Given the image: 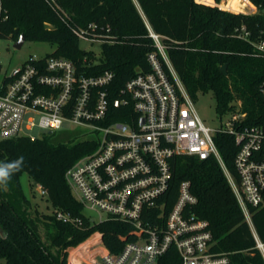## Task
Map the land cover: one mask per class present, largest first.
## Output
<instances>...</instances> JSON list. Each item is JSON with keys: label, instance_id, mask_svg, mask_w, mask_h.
<instances>
[{"label": "trees", "instance_id": "16d2710c", "mask_svg": "<svg viewBox=\"0 0 264 264\" xmlns=\"http://www.w3.org/2000/svg\"><path fill=\"white\" fill-rule=\"evenodd\" d=\"M0 1L7 15L0 21V38L15 41L23 34L25 41L53 43L54 51L45 57L64 56L75 63L79 73L87 75L112 70L116 86L123 85L137 69H149L148 53L158 54L150 35H159L192 99L211 91L220 114L238 109L246 114L244 123L264 122V99L259 92L264 79V57L251 42L236 35V28L245 25L251 31V39L264 37L261 11L232 12L196 0ZM250 1L264 8V0ZM90 23L94 27L87 29ZM85 29L87 35L101 36L100 59L93 52L80 49L75 31ZM95 59L98 62L89 64ZM223 64L225 72L221 70ZM213 139L226 167L234 172L237 146L233 135L216 132ZM95 144L87 131L78 128L41 133L33 138L26 135L0 138V164L23 157L21 168L6 185H0L3 264H68L66 248L78 245L94 232L101 233L103 244L111 252L120 251L127 241L136 238L137 230L128 222L89 220L66 182L67 168L92 151ZM170 163L172 179L161 199L166 202V210L175 201L180 182L189 181L196 201L187 208V213L207 221L214 240L213 250L227 253L229 264H264L217 160L213 156L199 159L183 154L173 156ZM23 174L28 176L31 190L39 184L46 190L45 197L53 208L69 211L80 217L81 223L63 222L52 213L39 212L21 183ZM153 217L154 212L146 218ZM253 222L264 241V207L254 211ZM156 264H179L176 248L169 247Z\"/></svg>", "mask_w": 264, "mask_h": 264}, {"label": "built area", "instance_id": "2783aa9c", "mask_svg": "<svg viewBox=\"0 0 264 264\" xmlns=\"http://www.w3.org/2000/svg\"><path fill=\"white\" fill-rule=\"evenodd\" d=\"M245 4L247 11L242 13L264 14V8L250 0ZM6 18L0 1V21ZM93 27L90 23L87 29ZM87 29L75 31L79 41L101 42L100 35H87ZM236 35L251 42L264 57V37L251 39L245 25L236 28ZM150 36L161 59L155 51L149 52V69H137L121 86L113 83L112 70L82 74L64 56L31 55L10 73L3 70L0 60V138H33L37 135L29 132L34 129L39 135L78 128L96 142L92 151L67 168L66 182L83 212L94 213L84 212L89 220L128 222L137 230L136 238L111 252L100 233L101 247L86 256H73L69 264H156L171 246L178 252L179 264H229L227 253L213 250L207 221L187 213L196 201L189 181L180 182L169 209L161 200L172 179L170 160L183 154L217 160L264 259V241L253 222L254 211L264 207V122L246 124L245 112L234 109L227 111L229 116L220 128L208 127L159 35ZM259 92L264 99V79ZM216 132L234 137V172L226 167L216 147ZM36 185L45 195L46 190ZM153 212L155 217L146 218ZM51 213L60 221L81 223L69 211L53 208Z\"/></svg>", "mask_w": 264, "mask_h": 264}, {"label": "rangeland", "instance_id": "374dc122", "mask_svg": "<svg viewBox=\"0 0 264 264\" xmlns=\"http://www.w3.org/2000/svg\"><path fill=\"white\" fill-rule=\"evenodd\" d=\"M196 1L215 6V4L224 5L225 3H227L228 0H220V1L196 0ZM244 1L246 2L247 0ZM241 4H242L241 0H234L233 7H225V6L223 7L225 9L227 8L228 9L227 11H234V12L247 11V8L246 7L244 8V6ZM13 43L14 41L10 38H0V60L2 62L3 70H6L7 73L12 72L16 67L20 66L24 61H26V59H28L31 55H35L39 57L46 56L47 54L53 52L56 47L55 44L43 40H26L19 49L14 48ZM79 47L84 51L93 52L97 59H100L102 56V44L98 40L90 41V40L82 39L79 41ZM192 100L203 122L210 128H220L221 125L224 123V120L229 116V112L220 114L216 110L215 99L211 91L206 93H199ZM29 133L31 135H38L39 131L34 129ZM20 180L26 192L30 194L29 196L33 206L36 209H38L39 212L44 211L47 213H51L53 211V207L46 199L45 195L41 194V189H39L37 185H33L31 190L29 188V179L26 174H23L20 177ZM84 212L90 216H94V213L91 212L90 210L84 209ZM99 234L100 232L97 233L94 232L86 240L79 243L78 245L68 246L66 248L67 263L69 264L72 262L71 259L73 256L80 257L81 254L82 256H86L89 255L88 252H93L96 250V248L98 249V247H101ZM92 235H94V238L90 240ZM86 241H88V243L84 246H81ZM0 264H3L2 258H0Z\"/></svg>", "mask_w": 264, "mask_h": 264}, {"label": "clouds", "instance_id": "9594fccd", "mask_svg": "<svg viewBox=\"0 0 264 264\" xmlns=\"http://www.w3.org/2000/svg\"><path fill=\"white\" fill-rule=\"evenodd\" d=\"M23 165V157L18 158L15 162L0 164V185H6L11 175L18 171Z\"/></svg>", "mask_w": 264, "mask_h": 264}, {"label": "water", "instance_id": "95a60500", "mask_svg": "<svg viewBox=\"0 0 264 264\" xmlns=\"http://www.w3.org/2000/svg\"><path fill=\"white\" fill-rule=\"evenodd\" d=\"M45 27H46V28H49L50 25L46 23V24H45ZM151 35H153V34H151ZM24 41H25V38H24L23 34H20V35L18 36V38L14 41V43H13V47L16 48V49H19V48L23 45ZM221 70H222L223 72L226 71V64H223V65L221 66Z\"/></svg>", "mask_w": 264, "mask_h": 264}, {"label": "bare ground", "instance_id": "6f19581e", "mask_svg": "<svg viewBox=\"0 0 264 264\" xmlns=\"http://www.w3.org/2000/svg\"><path fill=\"white\" fill-rule=\"evenodd\" d=\"M233 2H234V0H228L227 3H225V4L222 5V6H225V7H233ZM241 2H242L241 5H243V6L246 5L244 0H241Z\"/></svg>", "mask_w": 264, "mask_h": 264}, {"label": "crops", "instance_id": "0c3cea01", "mask_svg": "<svg viewBox=\"0 0 264 264\" xmlns=\"http://www.w3.org/2000/svg\"><path fill=\"white\" fill-rule=\"evenodd\" d=\"M95 233H97V232H95Z\"/></svg>", "mask_w": 264, "mask_h": 264}]
</instances>
